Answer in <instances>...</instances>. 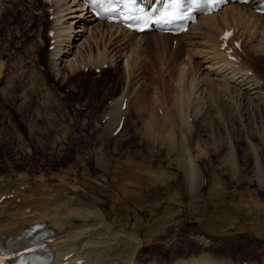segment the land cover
Listing matches in <instances>:
<instances>
[{
  "label": "rangeland",
  "instance_id": "obj_1",
  "mask_svg": "<svg viewBox=\"0 0 264 264\" xmlns=\"http://www.w3.org/2000/svg\"><path fill=\"white\" fill-rule=\"evenodd\" d=\"M68 2L60 20L72 21L74 29L58 31L61 21L51 17L45 0H0V192L11 188L38 196L44 182L51 199L83 211L73 222H88L89 229L74 239V246L88 264L107 262L108 250L125 256L121 264L129 259L131 264L162 263L192 252L219 262L248 259L249 264H264V110L253 106L246 118L235 112L229 120L205 98L207 113L198 119L191 115L192 124L183 129L173 126L171 140L161 132L152 135L147 124L160 119L167 106L176 110L171 73L182 72L187 80L195 71L193 64L201 72L208 62L194 51L185 54L187 50L174 58L178 38L138 35L129 44L118 28L100 31L98 19L75 21L78 16L69 18L73 0ZM258 19L263 25L264 15ZM50 26L56 30L55 47L50 45ZM75 34L79 38L73 42ZM256 34L251 39L260 44L258 53H250V37L242 52L249 58L247 66L264 78V26ZM169 42L172 48L163 50ZM106 44L108 67L86 70L78 64L70 71L75 56L97 62L98 48ZM202 44L194 43L199 49ZM58 51L69 54L68 60ZM137 51L141 56L136 60ZM202 82L197 84L211 86ZM140 93L147 106L139 112ZM124 98L129 103L125 124L115 134L111 118L105 117ZM154 126L156 132H165ZM189 162L197 169L195 182L201 178L193 185L186 172Z\"/></svg>",
  "mask_w": 264,
  "mask_h": 264
},
{
  "label": "bare ground",
  "instance_id": "obj_2",
  "mask_svg": "<svg viewBox=\"0 0 264 264\" xmlns=\"http://www.w3.org/2000/svg\"><path fill=\"white\" fill-rule=\"evenodd\" d=\"M52 1H53L52 5H54L55 8L57 9L56 10V14L58 17L57 23L59 24V20L64 18V16L66 15L64 13V10H66V6H65V8H62V7H64V5H66V4H69V2H68L69 0L68 1L64 0L62 3H60L61 2L60 0H52ZM84 1L85 0H73L72 4L75 6V10H74L75 12L72 11L73 13L70 14L69 18L78 16L79 19H77L75 21L82 20L86 24L87 20L94 21L97 18H95L89 10H86L87 7L85 6ZM262 1L263 0H253L252 2H250L248 4L233 3L230 5H227L228 7L225 6L226 8L223 7L224 8V9L222 8L223 10L221 9V10L217 11L216 13L202 15V16L198 17V21L196 23H194L187 32L180 33L178 35H175L172 33L169 34V33L157 32V31H155V32H143V33L137 34L134 31L128 30L125 26L123 27L120 24L119 25L121 27H119L116 23H113V22H106V21L98 20L99 25L98 24L97 25H98V28L100 31L104 30V28H106V27H107V30H109V31H111L114 28H116V29L118 28L121 31V34H123V37H127L125 42L128 40L129 44L134 43L133 38H135V37L139 38L140 37V36L138 37L137 35H141L143 37L145 35H148L149 37L154 36L157 38H164L167 40H172V39L174 40V38L177 37L178 43L176 45V48L173 50V53H174L173 57L174 58L180 57L182 55V53H184L185 50H187L185 52V54L190 53L192 55H195L194 53H197L198 55H201L200 57H202L203 60L208 62L207 65L204 66V69L201 72H197L196 67L198 65L195 66L197 63L193 64V68H195V71H194V69L191 70L192 74H190V76H187L188 77L187 80H186L185 75L182 74V72H180V74L171 73L172 74L171 79L174 82L173 83L174 88L172 89L174 91V93H173L174 94L173 95V98H174L173 99L174 100L173 105L174 106L173 107H175L176 110H173L172 107L167 106L166 110L163 111V113H165V114H163L161 117L159 116L160 119H157L155 121H153L154 119L152 120L153 122L156 123V125L159 126V128H164L165 132H162L159 130H157V132H156V130L154 129V128H156L154 126L155 123H152L149 119L150 124H147L148 125L147 128H149V131L152 133V135L154 133L159 134V132H161L163 134L164 138H166V139L168 138L169 140H171L175 135V133L173 131V126H176V127L177 126L178 127L183 126L182 127V129H183L184 126H187V124H192L188 120L191 115L193 116V119L194 118L198 119V118H200V116L203 112L207 113V110H205V109H207L208 107L206 108V105H207L206 102L207 101L205 98H208V100H209V98L212 99V101L217 105V108L219 109L220 114H222L224 116V118L228 117V119L230 117H232L235 112L240 114L242 116V118L245 117L246 111L253 106L256 107L257 109H263L264 110V78L255 69H253L249 65L247 66L246 61L248 60V57L244 58V53L242 51H240L238 49L235 50L238 57H240V58L238 59V61H236V60L233 61L227 57V55L223 49H220V42H221L220 41V34H221L220 32L226 26H229V27L233 26V28L236 32L235 36H237V37L243 36L244 32L245 33L249 32V34H247V36L248 37L251 36L250 39L251 38L253 39L254 36L257 35L256 34L257 30H259L260 28H263V26H264V24L261 25L263 19L262 20L258 19L259 17L263 16L264 14H262L261 12L256 10L257 8L260 7V4L262 3ZM68 6L69 7H67V8H71L70 5H68ZM258 20H259V22L257 23ZM60 24L62 26L59 27L60 29H58V31L59 30L63 31V30L74 29V25H72L73 24L72 21L68 22V21L64 20V21H61ZM69 24H70V26H69ZM239 26L242 29V34H240V35H238V30H236L237 27L240 30ZM79 28H81V25L79 26ZM196 30H198V31H196ZM55 33H56V30H55ZM71 34H72V32L69 34V37H71L73 35V34L72 35ZM97 34H99V33H97ZM102 34H103V32H102ZM102 34H100V37H101L100 42L103 39ZM63 35H67V34H63ZM113 36H114V32L111 33L110 38ZM184 36L187 38L186 41L182 39ZM257 36L260 37L259 35H257ZM116 37H119V36L117 35ZM77 38H79V37H77L75 34V36H73L71 40L73 41ZM200 38L205 39L206 43L202 44V41L199 42L196 40V39H200ZM255 38L257 39V37H255ZM122 39H124V38H122ZM252 39H251V43L250 42L249 43L251 44L253 49L250 50V48H248L251 52L249 50L248 51L253 56V54L255 55L258 53V51H259L258 48H260V44H257V42H256L257 40L253 41ZM97 40H99V39L97 38ZM254 42H256L257 45H255V44L252 45V43H254ZM123 43H124V41H123ZM194 43L200 44V45L202 44V47L199 49L198 47H196L194 45ZM85 44H86V42H85ZM67 45H71V44L68 43ZM191 45H192V47L189 48V46H191ZM241 45L243 46V42ZM169 46L171 47L170 42L167 44H164L162 49L166 50L167 48H169ZM243 48H244V46H243ZM106 49H107V44L103 50H101V47L98 48V50L101 53V58H103V59H101L102 62L107 61L105 58L108 59V57L106 55L107 54ZM66 51H70V49H66ZM193 51H194V53H193ZM58 52H62V51H58ZM263 52H264V50L261 53H263ZM135 53H136V60H137L138 56H141V53H139V51H137ZM250 53H248L249 56H251ZM68 55L69 54H65L64 52H62V55H60L59 57H61L62 59H65V56H67V60H68ZM75 57H76V59H74ZM75 57L72 58L74 60H72L71 64L69 65L70 71L75 68V65L78 66V64L80 63V59L77 56H75ZM135 62L136 61L132 62V64L133 63L135 64ZM95 65H97V64H95ZM154 66L155 65L152 64V67H154ZM251 69H252V72L250 73L249 71H251ZM74 70H72V71H74ZM154 72L156 73V69H154ZM198 73H199V75H198ZM157 74H156V76H157ZM175 75H177V76H175ZM129 79L130 78H128V80ZM202 80L203 81H209L211 86L210 87L209 86L208 87L199 86V84L204 83V82H202ZM199 82H202V83H199ZM197 83H199V84H197ZM122 99H123V97H122ZM136 99H137L136 102L138 104V111L140 112L141 110H143L145 108V106H147L144 104L143 93H140ZM156 99H157V101H160V103L164 102L163 104H166V102H167L165 97H163V96L157 95ZM118 102H119L118 104L113 105L112 109L109 112L110 118H111L109 121V126H113L112 132L117 127V125L119 124V121L121 119L120 118V116H121L120 115L121 114L120 113V107L123 103V100L122 101L118 100ZM198 102L199 103L204 102V103L202 106H200L197 104ZM163 104H159V107L160 106L163 107L162 106ZM209 105H210V103H209ZM165 106L166 105H164V107ZM144 110H146V109H144ZM174 111H177V113L175 114ZM179 114L182 116L181 117V121H182L181 124L179 122V117H178ZM203 118H206V116L204 115ZM231 150L233 151V148L230 149V152H232ZM189 160H191V159H189ZM232 161H233V159H232ZM256 161H258V160L256 159ZM233 163H234L233 166L235 167L236 161ZM189 165H190V162H189ZM192 165H193V163L191 162V165H190L191 167L190 168L188 167L186 172L189 173V176L191 178L190 184L193 185V184H196V182H198L201 178L195 182V180L198 178V175H197L198 173H196L197 172L196 167H194ZM261 167H262L261 164L259 165V162H258L259 175H261V173H262V171L260 172ZM196 175H197V177H196ZM189 176L187 175V178ZM39 187L42 190H40L41 192L38 194V196H34L33 194L31 196V193L29 195H27V194H24V192L23 193L18 192L19 194L17 193L13 197H11V196L8 197V195L6 194L7 196H5L6 197L5 200L2 203L0 202V241L1 242H5V240L16 241V240L20 239L29 230V228H27V227L31 222L36 221V219L42 220V221L46 222V225L48 227L53 228V234L56 236V238L54 241H52V243L58 244V242L59 243L63 242V244H62L63 246L58 249V253L54 256L56 261H54L53 264H64V262L67 259V258H65V255H67L68 253H71V252H72L71 257L69 256V258L67 259L68 264H71V263L77 264V262H76L77 259L84 257L85 254H82L80 252V250H79V252H77L78 249H77V251H75V248L72 246L78 244L75 240L77 239V237H79L78 235H80V234H82V232H84L83 229H89V228H87L88 222L87 223L83 222L81 224H78V222L77 223L73 222V219H75V216L78 217V214H80V212H83V211L76 209L75 206L74 207L72 206V204H70V205L67 204V206H64V204H63L64 202L60 201L59 198L54 197L51 199L50 198V191L48 192V191L44 190L47 187L44 182H41V184H39ZM43 187H44V189H43ZM10 190H11V188L9 190L3 191V192H10ZM46 190H48V189H46ZM3 192H0V199H1V196L4 194ZM19 196L21 197L20 201L18 200ZM28 207H31V209L29 211H27ZM79 223H80V221H79ZM79 230H80V232H79ZM67 241H69V243ZM80 245H82V244H80ZM60 246H61V244H60ZM89 252H88V254L91 255ZM92 254H94V253H92ZM100 254L101 253H99L98 256ZM105 254L107 255V258H109L107 260V262L104 263V260L102 262V259H100V260H98V262L96 264H121L122 262L120 261V258L124 257L123 259H126L125 256H122V254H121V256H118L117 255L118 251H114V250L113 251L108 250ZM102 255H103V252H102ZM179 257H177L178 259L176 258V260H170V261H166V262H162V263H158L156 260H151L150 264H231L232 263V262H227V260H226V262L223 260H221L220 262L215 261L216 259L214 257H213V259H215V260H213L212 257H207L205 255L195 254L193 252L187 258H184V257L179 258ZM91 258H93V257H91ZM126 262H128V263H125V264H131V259L127 260ZM85 263H87V260L86 261L84 260V263H82V264H85ZM138 263L136 262V264H138Z\"/></svg>",
  "mask_w": 264,
  "mask_h": 264
},
{
  "label": "snow or ice",
  "instance_id": "obj_3",
  "mask_svg": "<svg viewBox=\"0 0 264 264\" xmlns=\"http://www.w3.org/2000/svg\"><path fill=\"white\" fill-rule=\"evenodd\" d=\"M120 4H123L126 9L131 10L132 5L135 3V0H118ZM173 4H177L179 0H171ZM204 4H207L209 6L214 5L215 3H218L219 0H202ZM91 3L100 5L101 12H111L115 10V5L117 3V0H91ZM171 15L170 13L165 12L163 15L159 17L158 20H152L149 16L146 14L141 15H123L122 19L124 20H130L133 21L132 24H129L128 27L134 28L137 31H143L149 24L152 23H158V22H167L165 19ZM229 36H231L230 32H226L224 34L223 39H227ZM4 257L0 256V264H3Z\"/></svg>",
  "mask_w": 264,
  "mask_h": 264
}]
</instances>
